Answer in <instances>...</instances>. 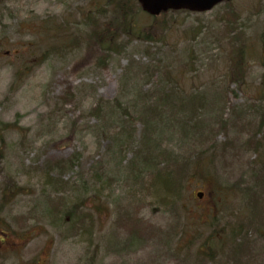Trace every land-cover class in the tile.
Segmentation results:
<instances>
[{"label":"rangeland","instance_id":"rangeland-1","mask_svg":"<svg viewBox=\"0 0 264 264\" xmlns=\"http://www.w3.org/2000/svg\"><path fill=\"white\" fill-rule=\"evenodd\" d=\"M87 17L99 28L116 19L107 0L0 1V264H264V165L250 143L264 111V0L167 12L159 23L134 14L161 44L120 38L109 56L79 41L49 51L68 26L73 42V30L87 31L76 24ZM234 71L244 88L229 81ZM161 87L201 96V127L171 133L161 114L151 124L166 133L147 144L144 122L132 124L114 100L132 116L140 96L150 99L141 94L156 98ZM168 171L174 189L159 182ZM128 216L141 230L133 242ZM229 228L240 235L236 255Z\"/></svg>","mask_w":264,"mask_h":264},{"label":"trees","instance_id":"trees-1","mask_svg":"<svg viewBox=\"0 0 264 264\" xmlns=\"http://www.w3.org/2000/svg\"><path fill=\"white\" fill-rule=\"evenodd\" d=\"M110 5L113 10V15L115 16V20L111 21L109 24H106V26H103L102 28H99V25L97 23V19L94 18L93 20L86 18L87 21H81V23H76L79 25L87 26L88 29L85 32H80L79 29H75L73 31L76 32V37L74 38V42L71 40V38L68 37L69 32L72 28L68 26V28L63 31L65 36V41L59 43L56 46H52V48L49 49V51L52 49L56 53H59L64 49L69 48L71 45L79 41V44L87 43L89 48L91 49L94 44L97 45L98 53L102 54L105 53L107 56H109L110 53H117L118 52V40L120 38H124V42L130 44L133 40L143 41L146 43H156L160 42L161 44V38L156 39L150 32L144 33L142 30L137 29V25L135 23V19L133 18L134 14H141V10L136 4L134 0H107V6ZM100 12H103V8L101 7ZM164 15V14H163ZM155 17L153 22L159 23V20L161 18ZM62 23L64 26L67 25V21L62 20ZM152 24H150V27ZM58 27V26H57ZM163 27H166L163 25ZM59 28H53L50 30L51 32L57 33L60 35ZM80 33V34H79ZM157 37V36H156ZM62 38V37H61ZM82 38V39H81ZM236 40L242 41L241 36H236ZM62 40H64L62 38ZM243 46H238V51ZM147 56H150L151 53L149 49L145 51ZM264 57V53L262 55ZM261 66L263 68L262 73V82H261V92L258 95L259 100H264V61L261 62ZM148 67H146L147 69ZM238 70L241 68H237ZM149 70V69H148ZM150 74L152 75L155 71L149 70ZM128 72V69H127ZM169 73V72H167ZM150 75V77H151ZM229 76L230 82H236L237 85L240 86L241 83L243 85V88L245 86V81L243 80V75L241 72H231ZM163 90L161 94H159L156 98H151L152 95L148 94H141L145 98H150L146 100H142V97L140 96V100L143 102V106L140 108V110H137L134 113V115H130L126 112V109L124 110L121 108V102L118 99L114 100V104L117 108H119L122 112V114L129 118L130 121H132V124L137 123L138 121L144 122V130H143V140L145 143H149V141L154 140L156 132L159 133L160 138L163 137V135L166 133L165 130L159 128L158 131L155 132L153 125L151 124V120L153 121L156 126L159 127L160 120L159 117L161 114H164L166 119L170 122V129L171 133L173 130V127L176 129H179L182 133H186L189 129H192L193 127H201V122L198 119L197 112L201 110V103L199 101L198 94L195 95H179L178 93H174L171 89L168 87L162 88ZM138 102V99H136L133 103L134 106H136V103ZM233 111V110H232ZM185 112H188L190 114V119L187 122ZM222 122H226V120H222ZM211 133L214 131L212 127H208L207 129ZM252 135L254 136L250 143L253 144L252 149L256 152V161L259 165H264V111L261 110L260 115L258 116V122L257 125L252 132ZM202 137V136H201ZM258 137V139H256ZM203 140H208L209 138L207 136L202 137ZM146 144V145H147ZM168 152H159V157L164 156L168 157ZM2 159V153L0 148V160ZM146 160V159H145ZM149 160V156L147 157V162ZM212 161L211 157H208L206 161ZM72 164L74 163V160H71ZM165 162V161H164ZM160 164V163H159ZM168 164V163H167ZM208 167V165H206ZM169 164L164 167L163 169H168ZM185 167V166H182ZM204 173L206 172L203 166L201 165V161L197 160L194 162V173ZM159 182L162 187L167 189H174L176 187V180H177V171H168L167 174L162 176L161 178L158 177ZM221 193H215L214 194V203L211 204V206L206 211V216L209 218L214 217V214L212 213L213 207L215 209H218L219 205L222 203L224 198V194L222 192V189L220 190ZM126 223L129 224L128 230L130 232V242H133L137 240L140 237V229L136 227L133 224V218L130 216L126 217ZM229 231L234 238L232 239V245L234 247V254L236 255L239 253L243 247L242 244H239L240 235L237 236L233 229L229 228ZM4 233H2L3 235ZM243 240V239H242ZM239 244L237 247L235 245ZM208 256L211 258V256L208 254Z\"/></svg>","mask_w":264,"mask_h":264},{"label":"water","instance_id":"water-1","mask_svg":"<svg viewBox=\"0 0 264 264\" xmlns=\"http://www.w3.org/2000/svg\"><path fill=\"white\" fill-rule=\"evenodd\" d=\"M140 9L150 16H158L168 10L205 12L224 0H136ZM198 197H201L198 194Z\"/></svg>","mask_w":264,"mask_h":264}]
</instances>
